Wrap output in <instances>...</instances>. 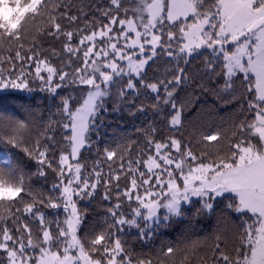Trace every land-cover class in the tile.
I'll return each mask as SVG.
<instances>
[{"label":"snow or ice","instance_id":"obj_1","mask_svg":"<svg viewBox=\"0 0 264 264\" xmlns=\"http://www.w3.org/2000/svg\"><path fill=\"white\" fill-rule=\"evenodd\" d=\"M127 4L107 0L106 5H95L100 13L95 24L85 20L82 28H65L64 22L77 24L87 16L83 8L77 15L70 12L66 0H0V108L6 101H15L12 93H32L30 83L36 81L50 99L60 96L57 90L65 87L81 92L79 98L60 96L47 126L27 141L26 135L31 134L27 121L0 112V128L10 129L7 139L0 134V143L19 149L34 162L29 181L32 176L46 180L49 170L57 181L46 197L43 192L37 194L30 182L25 186L23 166L18 162V172L12 166V154H3L0 264H152L151 259H133L120 238L122 226L137 229L141 239H150L154 227H167L172 218L182 215L184 206L194 205V197L200 205L196 214L214 211L218 199L224 198L228 201L225 208L240 216L232 251L217 237L211 249L213 264H264V0H127ZM44 16L48 28L37 31H46L56 40L63 38L59 50L51 49V58L33 51L31 45L21 51L25 47L21 32L28 31L29 21ZM4 44L10 47L4 49ZM203 50H207L204 71L222 78L220 92L234 100L239 91L236 81L247 94L253 91L254 77V98L244 96L247 108L240 104L242 118L237 117L239 123L232 126L231 136L228 130L203 134L198 143L204 150L198 155L178 138L156 140V130L149 126L144 130L148 153L139 150L137 158L125 164V156L132 155L131 145L121 146L118 172L111 171L109 164L105 175L100 170L102 161H97L84 174L81 150L91 146L89 134L100 111L106 110L113 87L121 84L117 104L135 105L141 90H146V98L151 94L156 112L171 104L174 114L169 123L178 128L183 124L182 107L177 108L174 93L188 79L180 61L187 64ZM158 55L175 61V67L164 72L171 79L148 81L147 69ZM53 60H60V66ZM245 84L249 86L244 88ZM136 110L143 112V103ZM58 129L64 131L58 133ZM222 140H227L226 155L219 148L211 150L215 146L210 142L220 145ZM117 156L116 150L105 149L104 161ZM122 176L128 181L123 189ZM101 185L104 200L115 196L107 209L110 220L95 234L81 235L78 230L85 215L74 197H93ZM125 201L127 212L123 211ZM39 206L54 211L62 208L66 215L62 221L59 216L46 219ZM160 209H164L162 216ZM198 246L193 241L183 249L168 247L161 255L172 257L180 251V264H190Z\"/></svg>","mask_w":264,"mask_h":264},{"label":"trees","instance_id":"obj_2","mask_svg":"<svg viewBox=\"0 0 264 264\" xmlns=\"http://www.w3.org/2000/svg\"><path fill=\"white\" fill-rule=\"evenodd\" d=\"M66 2H70V12L72 14L80 15V10L83 8V12L87 13V16H82L77 24L64 22L65 28H82L85 20L95 24L96 17H100L95 5L103 6L107 4V0H66ZM125 4L129 6L127 0H125ZM45 20L46 16L37 17L35 21H29L27 32H21L24 39L20 42L25 45L24 49H21L22 52H26L31 45L33 51L39 50L43 55L51 58V49L56 48L59 50L61 48L63 38L56 40L49 37L46 31H37L38 29L46 30L48 28L47 23L44 22ZM9 47L8 44L3 46L4 49ZM11 47L14 55L15 45ZM203 53L202 55L193 56L187 64L183 60L180 61V65L185 69V75L188 79L177 86L174 93L177 108L182 107L183 124L178 128H172L169 123L170 114H174L171 104L163 106L160 112H156L152 108L155 101L151 98V94L149 98H146L143 94L146 90H141V95L136 99L135 105L117 104L114 101L117 89L121 84L118 82L113 87L112 97L107 99L106 110L100 111L89 134L91 146L81 150L79 159L80 163L85 166L84 174L91 172L93 164L97 161H102L100 170L105 175L110 171L109 164L111 165V171L118 172L121 163L119 159L121 146L131 145L132 155L131 157L125 156V164L128 159L135 160L139 150L148 153L150 149L146 143L144 130L149 126L156 130L154 136L156 140H165L171 137L178 138L183 144L189 145L198 155L204 150L203 145L198 143L203 134H215L217 131L224 132L228 130L227 135L231 136L232 126L239 123L237 117L242 118L239 111L240 104L243 103L244 108H247V99L244 96L254 98V78L251 80L253 91L247 94L244 93L243 88H239L240 81H236L239 91L235 94L238 98L234 100L232 95L220 92V85L223 83L222 78H218L214 74L209 75L204 71L207 52L203 51ZM3 54L8 55L6 51ZM63 59L66 60L67 56L64 55ZM53 63L59 67L61 62L60 60H53ZM221 66V63L217 64L218 72L221 71ZM174 67L175 61H169L167 57L158 55L154 61L150 62L145 79L148 81L171 79V75L165 76L164 72L166 68L172 69ZM240 75L242 76V74ZM126 79L127 77H125V82ZM30 86L33 89L32 93H12L16 98L15 101H6L3 107L0 108V112L11 114L14 119L27 121L31 134L26 135V141L32 139L38 134L39 130L47 126L50 113H56L55 105L60 103V96L72 94L79 98L81 95L79 90L73 93L72 89L65 87L57 90L60 96L50 99L47 92L39 90V81L30 83ZM137 86L139 87L138 80ZM248 86L245 84L244 88ZM163 94V88H161V95ZM141 103H143L145 109L143 112L136 110ZM55 119L59 120L60 117L55 116ZM63 131L58 129V133ZM0 134L4 136V139H7L10 129L7 126L0 128ZM57 139H61L60 134L57 135ZM210 143L215 146L211 149L212 151L219 148L222 153L227 154V140H222L220 145H216L215 141ZM105 149L116 150L118 152L117 158L111 162L104 161ZM152 151L154 152V150ZM5 153L12 154L11 163L14 168H17L18 172V162L23 166L26 187L30 182L37 194L43 192L46 197L50 193L52 184L57 182L55 173L49 170L46 180L32 176L31 181H29V174L35 171L34 162L28 160L19 149L0 143V167L4 166L3 161L6 156L3 154ZM125 172H127V168H125ZM115 183L113 181V187ZM120 186L121 189L128 186V181L124 176L121 177ZM104 192L105 189L101 185L93 197L83 199L74 197L79 209L85 215L83 227L78 230L81 235L84 233L95 234L102 227L107 226L105 222L110 220L107 209L115 202V196L113 195L111 201L104 200ZM51 194L58 195V193ZM227 202V199L219 198L214 205V211L196 214V209L200 205L198 200H195L194 205L184 206L182 215L172 218L167 227H154L150 239H141L138 230L129 228L127 225L122 226L120 238L124 241L125 247L130 248L132 251L134 260L136 258L151 259L152 264H161V260H164L165 264H173V260L176 264H180L183 256L182 252H175L172 257H164L161 253L166 252L168 247L183 249L186 244L190 245L193 241H197L199 246L196 254L191 257L190 264H205V261L207 264H213L214 254L211 249L217 243V237L220 238L222 246L227 245L229 251H232L234 247L233 242L238 240L236 233L239 231L240 216L225 208ZM39 207L46 213V219L59 216L62 221L66 215L62 208L54 211L43 209V206ZM123 211H129L126 201ZM9 226L12 227L11 223H9ZM52 227H55V224ZM185 264H189V262L186 261Z\"/></svg>","mask_w":264,"mask_h":264},{"label":"rangeland","instance_id":"obj_3","mask_svg":"<svg viewBox=\"0 0 264 264\" xmlns=\"http://www.w3.org/2000/svg\"><path fill=\"white\" fill-rule=\"evenodd\" d=\"M203 51H206L207 52V50H203ZM221 64H222V57H221V62H220ZM254 77H251V80L253 79ZM165 179L167 178L166 177V175H165V177H164ZM157 191H159V188H157ZM142 194V193H141ZM195 200H198V198H193V201H195ZM163 213H164V209H160V215L162 216L163 215Z\"/></svg>","mask_w":264,"mask_h":264}]
</instances>
